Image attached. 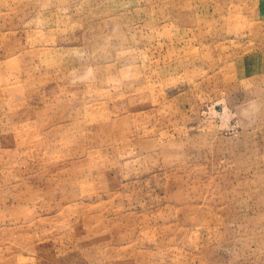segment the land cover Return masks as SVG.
Wrapping results in <instances>:
<instances>
[{
    "label": "rangeland",
    "instance_id": "rangeland-1",
    "mask_svg": "<svg viewBox=\"0 0 264 264\" xmlns=\"http://www.w3.org/2000/svg\"><path fill=\"white\" fill-rule=\"evenodd\" d=\"M0 264H264V0H0Z\"/></svg>",
    "mask_w": 264,
    "mask_h": 264
}]
</instances>
